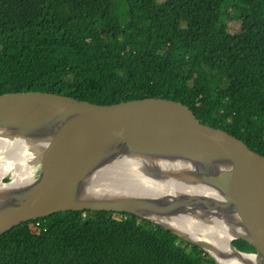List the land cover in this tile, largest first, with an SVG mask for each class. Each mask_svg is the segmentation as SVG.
Segmentation results:
<instances>
[{"label": "trees", "instance_id": "trees-1", "mask_svg": "<svg viewBox=\"0 0 264 264\" xmlns=\"http://www.w3.org/2000/svg\"><path fill=\"white\" fill-rule=\"evenodd\" d=\"M27 92L177 101L264 157V0H0V95ZM115 214L21 223L0 235V264H216L149 220Z\"/></svg>", "mask_w": 264, "mask_h": 264}, {"label": "water", "instance_id": "water-1", "mask_svg": "<svg viewBox=\"0 0 264 264\" xmlns=\"http://www.w3.org/2000/svg\"><path fill=\"white\" fill-rule=\"evenodd\" d=\"M0 128L32 142L53 132L32 182L0 191V235L58 212L124 213L161 225L147 215L162 219L185 208L222 209L226 222L241 227L233 239L249 244L252 259L264 264V157L226 131L202 124L186 105L158 97L99 105L50 93H10L0 95ZM123 156L172 157L201 166L202 172L182 182L206 186L220 200L182 191L156 203L110 195L94 201L92 176ZM180 237L216 260L206 242Z\"/></svg>", "mask_w": 264, "mask_h": 264}, {"label": "bare ground", "instance_id": "bare-ground-1", "mask_svg": "<svg viewBox=\"0 0 264 264\" xmlns=\"http://www.w3.org/2000/svg\"><path fill=\"white\" fill-rule=\"evenodd\" d=\"M52 134L53 132H46L41 140L32 142L11 129L0 128V191L7 189L13 192L14 187L32 182L37 169L33 163H38L37 160L43 157ZM201 170V166L197 167L196 164L178 158L123 156L111 166L102 169L96 177L92 176L91 182L97 181V187L92 190V199L101 201L103 196L110 195L156 203L184 191L186 194H197L219 201L212 189L200 184L182 182L189 174H197ZM221 171L223 170H218V173ZM7 176L11 178L7 181L9 183L3 182V178ZM3 205H6V201ZM221 211L222 209L205 213L201 210L185 209L162 219L147 216L186 239L206 242L212 248L209 249L211 255L220 264H258L251 255H239L230 248V241L242 234V230L241 227L226 222L220 214ZM233 213L236 219V214L234 211Z\"/></svg>", "mask_w": 264, "mask_h": 264}, {"label": "clouds", "instance_id": "clouds-1", "mask_svg": "<svg viewBox=\"0 0 264 264\" xmlns=\"http://www.w3.org/2000/svg\"><path fill=\"white\" fill-rule=\"evenodd\" d=\"M185 209H187V210H190L189 208H185ZM184 209V210H185ZM191 211H194V209H192ZM113 213V212H112ZM118 214H121V213H118ZM131 215V214H130ZM142 219V218H141ZM147 220V219H146ZM153 223V222H152ZM155 224V223H154ZM155 225H158V224H155ZM158 226H160L161 228H164V229H166V230H168V231H170L169 229H167V228H165V227H163V225H158ZM170 232H172V231H170ZM173 233V232H172ZM176 233V232H175ZM175 233H173L174 235H176V236H178L180 239H182L180 236H179V234L177 235V233L175 234ZM185 238V237H184ZM182 240H184V239H182ZM189 240V239H188ZM185 242H188V243H190L189 241H186V240H184ZM236 241H238V240H236V239H232L230 242H232V245H233V243L234 242H236ZM192 244V243H191ZM234 246V245H233ZM235 247V246H234ZM236 248V247H235ZM237 249V248H236ZM238 250V249H237ZM239 251V250H238ZM206 252V251H205ZM239 252H242V251H239ZM207 254H209L208 252H206ZM242 253H246V252H242ZM248 254V253H247ZM250 255H252L253 253H249Z\"/></svg>", "mask_w": 264, "mask_h": 264}, {"label": "rangeland", "instance_id": "rangeland-1", "mask_svg": "<svg viewBox=\"0 0 264 264\" xmlns=\"http://www.w3.org/2000/svg\"><path fill=\"white\" fill-rule=\"evenodd\" d=\"M37 161H38V160H37ZM33 165L37 167V166H38V163H33ZM9 177H10V176L4 177V178H3V182L6 183L7 181H9V180H10ZM114 216H115V217H119L118 214H115ZM197 220H198V221H201L200 218H198ZM204 224L207 225L206 223H204ZM208 255H209V254H208ZM209 256H210V255H209ZM210 257H211V256H210ZM211 258H212V257H211ZM212 259H213V258H212ZM213 260H214V259H213ZM214 262H215L216 264H220V263H218L216 260H214ZM221 264H222V263H221Z\"/></svg>", "mask_w": 264, "mask_h": 264}, {"label": "built area", "instance_id": "built-area-1", "mask_svg": "<svg viewBox=\"0 0 264 264\" xmlns=\"http://www.w3.org/2000/svg\"><path fill=\"white\" fill-rule=\"evenodd\" d=\"M83 216H85V215L83 214Z\"/></svg>", "mask_w": 264, "mask_h": 264}]
</instances>
